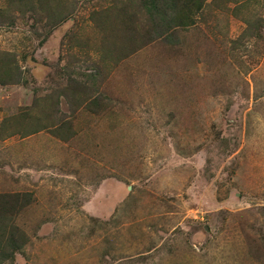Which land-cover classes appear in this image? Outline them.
<instances>
[{
	"label": "rangeland",
	"instance_id": "374dc122",
	"mask_svg": "<svg viewBox=\"0 0 264 264\" xmlns=\"http://www.w3.org/2000/svg\"><path fill=\"white\" fill-rule=\"evenodd\" d=\"M0 264H264V0H0Z\"/></svg>",
	"mask_w": 264,
	"mask_h": 264
}]
</instances>
